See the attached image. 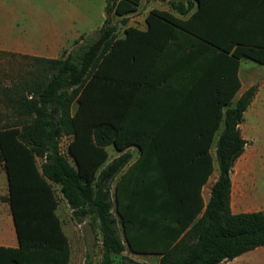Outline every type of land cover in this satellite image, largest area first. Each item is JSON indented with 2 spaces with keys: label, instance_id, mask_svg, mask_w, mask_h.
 <instances>
[{
  "label": "trees",
  "instance_id": "obj_1",
  "mask_svg": "<svg viewBox=\"0 0 264 264\" xmlns=\"http://www.w3.org/2000/svg\"><path fill=\"white\" fill-rule=\"evenodd\" d=\"M139 4L106 0L95 39L34 57L26 77L0 84L9 110L0 116V164L18 242L0 246V264H68L53 184L75 218L98 219L97 264H116L112 254L126 250L159 254L158 264H222L264 245V213L229 207L231 169L246 143L238 124L255 91L233 101L239 62H264V0L171 2L180 16L152 8L144 29L127 25L118 36L111 14L126 23ZM217 132L218 176L204 202ZM108 145L119 154L100 168ZM131 146L138 156L121 175L126 196L117 182L113 202L109 184Z\"/></svg>",
  "mask_w": 264,
  "mask_h": 264
},
{
  "label": "crops",
  "instance_id": "obj_2",
  "mask_svg": "<svg viewBox=\"0 0 264 264\" xmlns=\"http://www.w3.org/2000/svg\"><path fill=\"white\" fill-rule=\"evenodd\" d=\"M141 1L142 0H140L139 6L141 5ZM52 5H54V3H52ZM61 6L67 10L69 2H63ZM42 8L43 7L39 4L31 0H10L9 3L0 0V10L4 13V23L5 26H7L5 36L0 38L1 51H7L8 53L30 59L34 57L57 58V52L61 49L63 44L79 35L81 31L73 27L74 19L76 18L74 16L75 14L71 15L68 13L67 18L63 17L62 24H60V21H58L56 17L50 18L48 16L47 18ZM151 9H149V11ZM162 10H167L176 16H180L173 8ZM19 20H22L25 26L21 27L19 35H13L12 32L15 31L14 27L18 28L19 26ZM31 24L37 27L36 30L41 35V38L43 37L42 40L44 43L34 44L32 38L30 39L29 33L33 30L30 28ZM145 27L146 24L144 19V25L137 28L144 29ZM40 40L41 39L38 38V42ZM259 65L261 70L258 68H250L248 71L242 72L239 62L238 77L241 86L233 98V101L235 102L242 92L250 87H254L255 91L238 124L240 136L246 143L242 153L234 161L230 173L229 207L230 211L234 214L253 211L264 213V62L259 63ZM221 127L222 126H220V128ZM217 136L218 132L215 134L211 143L210 153L212 149L215 153ZM212 158L214 164L213 155ZM215 168H217V165L214 164L212 173L201 189L204 202L208 200L210 188L218 176V170L214 173ZM212 174H214L213 177ZM204 191L206 194H204ZM6 215H9V218H7ZM0 217L2 218V222H0V246H17V237L13 225L11 208L8 202V183L3 167L2 170H0ZM128 254L130 255L132 253ZM133 254L138 256V260L144 263H146L149 258L154 259L157 257L155 259H157L156 264H158L160 257V255L156 253ZM231 261H236V264H264V245L245 251L231 259Z\"/></svg>",
  "mask_w": 264,
  "mask_h": 264
},
{
  "label": "rangeland",
  "instance_id": "obj_3",
  "mask_svg": "<svg viewBox=\"0 0 264 264\" xmlns=\"http://www.w3.org/2000/svg\"><path fill=\"white\" fill-rule=\"evenodd\" d=\"M10 0H4V2L9 3ZM36 4H39L42 10L50 18L56 17L59 23L62 24V18L66 17L68 13L74 15L76 18L74 19L73 27L74 29L81 31L79 35L75 36L73 39L68 40L63 44L61 49L57 52V57H61L66 51L70 50L77 44H84L92 41L98 35V29L102 25L103 20L106 16L105 14V4L106 0H31ZM48 1V2H47ZM187 0H142L139 9L127 16V21L124 23L122 21V17L111 14V24L114 26L115 32L118 36L123 34V29L126 25H133L136 27H140L144 25L145 15L151 8L158 9H172L170 6L171 2H186ZM69 2V7L67 10L61 3ZM11 3V2H10ZM54 3V5H52ZM12 4V3H11ZM10 19V18H9ZM18 19V18H17ZM20 19V18H19ZM78 19V20H77ZM18 28L14 27L15 31H13V35H19L21 27L25 26L22 20H19ZM5 16L3 11L0 10V38L5 36L7 26H5ZM27 27V26H26ZM32 30L29 33L30 39L32 38L33 43H44L41 35L37 32V27L30 25ZM18 29V30H17ZM6 31V32H5ZM38 38L41 40L38 42ZM77 41V42H76ZM32 59L18 56L16 54L8 53L7 51L0 50V84L1 85H9L11 83L17 82L23 77H26L28 71L32 69ZM250 68H258L261 70L259 63L250 60V59H241L240 60V70L248 71ZM76 107V103H73L72 110ZM4 114H9V110H7L2 104H0V116L4 117ZM69 136H62L59 143V152L67 155L66 147L69 141ZM132 157L129 163L115 176V178L110 182V197L113 202H115V186L118 182V192L123 197L126 196V188L125 183L122 182L121 175L125 171H131L130 164L136 159L138 156V150L136 147L131 146L128 148ZM107 151V159L100 166L102 168L107 162H109L113 157L119 154L112 145H108L106 147ZM212 155L214 157V164L216 165L215 153L212 149ZM39 163V160H38ZM99 168V169H100ZM98 169V170H99ZM0 170L2 167L0 165ZM217 171L215 168L214 173ZM214 174H212L213 177ZM52 189L56 198V208L55 213L60 220V225L68 238L71 253L70 260L68 264H97L102 257V236L99 230V221L94 215H88L83 218H75L72 215L71 209L60 193L59 186L56 184L52 185ZM204 194L205 191H204ZM112 214L116 218V230L118 236L123 239L122 229L120 223L118 221V215L115 212L113 207ZM9 218V215H6ZM0 217V222L1 221ZM129 252L123 251L120 254H112L113 259L116 264H156L155 257L149 258L146 263L139 261L138 256L132 254H128ZM225 264H236V261H228Z\"/></svg>",
  "mask_w": 264,
  "mask_h": 264
},
{
  "label": "built area",
  "instance_id": "obj_4",
  "mask_svg": "<svg viewBox=\"0 0 264 264\" xmlns=\"http://www.w3.org/2000/svg\"><path fill=\"white\" fill-rule=\"evenodd\" d=\"M59 145H60V143H59ZM67 148V147H66ZM60 149V148H59ZM66 151H67V149H66Z\"/></svg>",
  "mask_w": 264,
  "mask_h": 264
}]
</instances>
